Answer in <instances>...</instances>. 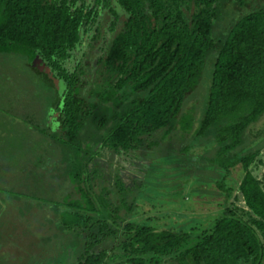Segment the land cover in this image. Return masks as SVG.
<instances>
[{
	"label": "trees",
	"instance_id": "obj_1",
	"mask_svg": "<svg viewBox=\"0 0 264 264\" xmlns=\"http://www.w3.org/2000/svg\"><path fill=\"white\" fill-rule=\"evenodd\" d=\"M87 38L102 54L70 68ZM0 52L65 85L38 130L54 158L0 176L9 253L34 264L73 253L76 264H264V129L254 130L264 0H0ZM103 151L148 159L145 176L106 178ZM169 182L185 207L154 214ZM196 195L226 198L202 217L187 212Z\"/></svg>",
	"mask_w": 264,
	"mask_h": 264
},
{
	"label": "rangeland",
	"instance_id": "obj_2",
	"mask_svg": "<svg viewBox=\"0 0 264 264\" xmlns=\"http://www.w3.org/2000/svg\"><path fill=\"white\" fill-rule=\"evenodd\" d=\"M111 17L110 15V18H107L108 23ZM91 40L87 38L76 50L70 61V68L75 69V66L78 64H85L88 61H91L93 64L96 63L97 58L102 53H100L96 43H92L93 45L90 43ZM34 65L35 68L33 64L30 65L26 56L19 53L0 52V176L16 175L18 172H21L19 170L20 167L27 165V163L36 165L43 157V160H47L49 163L54 158L50 157L49 152L53 148L47 141L39 139L40 132L38 130L40 126L46 125L48 113L53 111L51 106L56 96L62 93L65 85L60 80L51 79V77L47 78L41 74L39 72L40 65L37 61ZM83 67H87V65H83ZM261 129H264V119L254 127L255 131ZM175 142L180 143L179 140ZM103 152L104 155L98 157L96 160H99L98 169L105 174L106 178L113 179L116 171H119L125 182L134 186L145 176L144 167L147 168V165L150 163L148 159L134 158L129 155L112 156L107 151ZM111 169L113 172H111ZM241 174V167L237 166L232 172V177L238 182L240 181ZM160 177L166 178L169 176L164 174ZM68 183V180L65 181V184ZM167 183L165 181L163 186ZM231 183L233 184V182ZM169 185L173 184L169 182ZM233 185L235 188L233 195L239 194L235 183ZM161 191L162 194L155 201H150L152 207L154 205L157 206L152 209L154 214H162L171 210V202H177L179 200L178 195L181 192L180 187L176 185L167 190L161 187ZM65 192L67 191L62 189L61 194ZM225 198V195H212L210 197L208 195H196L191 199L190 203L187 202L188 205L192 206L187 212L204 217L206 214L219 210L221 207L220 203ZM233 200L234 197L229 198V201ZM31 201H33L32 198ZM179 201L181 205L179 208L185 207V202L182 199ZM241 203L243 202L239 200L238 204ZM153 213L147 212L146 214L153 215ZM32 248L40 252L38 248ZM0 250L2 251L0 253V264L3 263L1 262L2 260H8L13 264H34L36 261H39L38 258L37 260L31 258V261L30 257L21 253L14 256L8 252V248L2 247L1 244ZM74 258L73 253L72 256L67 255L66 260L61 261L62 259H60L58 261L57 258H54L52 262H45L44 264H76ZM44 259L49 260L46 259L45 255Z\"/></svg>",
	"mask_w": 264,
	"mask_h": 264
},
{
	"label": "crops",
	"instance_id": "obj_3",
	"mask_svg": "<svg viewBox=\"0 0 264 264\" xmlns=\"http://www.w3.org/2000/svg\"><path fill=\"white\" fill-rule=\"evenodd\" d=\"M2 251L0 250V253H1Z\"/></svg>",
	"mask_w": 264,
	"mask_h": 264
}]
</instances>
